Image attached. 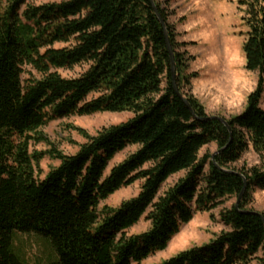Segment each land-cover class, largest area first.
Instances as JSON below:
<instances>
[{
	"label": "trees",
	"instance_id": "trees-1",
	"mask_svg": "<svg viewBox=\"0 0 264 264\" xmlns=\"http://www.w3.org/2000/svg\"><path fill=\"white\" fill-rule=\"evenodd\" d=\"M153 1L174 78L150 0H0V264H25L13 247L15 232L48 240L56 258L43 264H144L196 212L232 196L219 210L225 229L155 264H264V210L250 206L253 190H264V164L233 166L249 146L264 152V0H237L244 68L257 77L242 111L222 117L228 127L206 118L184 89L185 52ZM81 64L76 76L57 71ZM120 111L132 116L93 135L81 131L76 152H44L58 164L39 176L44 153L29 151L30 141L43 140L39 128L55 118ZM210 142L215 154L199 157ZM131 145L136 149L106 172ZM137 180L136 195L98 208ZM142 217L148 229L127 234Z\"/></svg>",
	"mask_w": 264,
	"mask_h": 264
},
{
	"label": "rangeland",
	"instance_id": "rangeland-1",
	"mask_svg": "<svg viewBox=\"0 0 264 264\" xmlns=\"http://www.w3.org/2000/svg\"><path fill=\"white\" fill-rule=\"evenodd\" d=\"M157 1L165 9L169 24L174 27L178 51L185 52V66L181 73L189 78V85L184 89L199 100L208 116L229 118L241 112L247 93L255 86L257 74L244 68L241 45L246 27L241 20V12L238 11L237 0ZM184 25L187 27L185 33L182 30ZM85 68L86 65L81 64L72 69L57 71L62 76L70 77L80 74ZM131 116L130 111H120L52 119L39 128L43 140L30 141L29 151L44 153L55 147L65 154H72L85 140L81 131L93 135L103 127L120 123ZM135 149L136 146L131 145L118 152L109 162L106 172ZM216 150V144L210 142L200 149L199 157L204 153L213 154ZM57 164L56 159L44 153L39 160V176L43 177L49 168ZM262 164H264V152L257 154L249 146L233 166L241 168ZM182 175L183 172H180L171 176L163 188ZM140 183L141 181L137 180L129 186L118 189L101 201L98 208L101 209L104 205L117 207L121 201L137 194ZM234 202V196L226 197L221 206L208 212H196L190 221L180 226L178 233L172 237L164 250L150 255L143 263L155 264L174 256L181 250L209 241L214 234L225 229L219 220L220 208H229ZM250 206L256 211L264 210V190L259 188L253 190ZM148 227L149 221L142 217L126 232L137 234L147 230ZM13 247L25 264H43L56 258L48 240L34 233L15 232ZM254 263L255 261L251 262Z\"/></svg>",
	"mask_w": 264,
	"mask_h": 264
},
{
	"label": "water",
	"instance_id": "water-1",
	"mask_svg": "<svg viewBox=\"0 0 264 264\" xmlns=\"http://www.w3.org/2000/svg\"><path fill=\"white\" fill-rule=\"evenodd\" d=\"M151 4H152V7L154 9V12L156 13L162 27H163V30H164V35H165V40H166V45H167V49H168V52H169V55H170V59H171V63H172V76L174 78V75H175V72H174V67H173V57H174V54H173V51H172V48L170 46V43H169V40H168V36H167V33H166V29H165V25H164V22L160 16V14L158 13V10L156 9V6L154 4V1L153 0H150ZM174 82V81H173ZM175 89H176V92L177 94L184 99V97H182V95L180 94V92L177 90L176 86H175ZM184 102L187 104V106L189 107L188 103L186 102V100H184ZM206 118H218L226 127H228V123L225 119H223L222 117H219V116H209V117H206ZM215 154V153H214ZM213 154V155H214ZM213 155H212V158H213ZM245 187H243L236 203H235V207L238 208V201L240 200V197L242 195V192L244 191Z\"/></svg>",
	"mask_w": 264,
	"mask_h": 264
},
{
	"label": "crops",
	"instance_id": "crops-1",
	"mask_svg": "<svg viewBox=\"0 0 264 264\" xmlns=\"http://www.w3.org/2000/svg\"><path fill=\"white\" fill-rule=\"evenodd\" d=\"M183 32L185 33V32H187V27L184 25L183 26ZM185 40V39H184ZM220 45H222L221 43H220ZM227 45V44H226ZM186 47H188L187 45H185ZM189 47H191V46H189ZM222 47V46H221ZM194 51V50H193ZM209 60H211V59H209Z\"/></svg>",
	"mask_w": 264,
	"mask_h": 264
}]
</instances>
